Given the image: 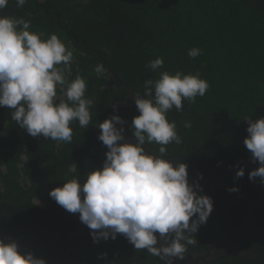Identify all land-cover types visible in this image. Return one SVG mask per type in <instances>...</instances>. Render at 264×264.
<instances>
[{
  "label": "trees",
  "instance_id": "1",
  "mask_svg": "<svg viewBox=\"0 0 264 264\" xmlns=\"http://www.w3.org/2000/svg\"><path fill=\"white\" fill-rule=\"evenodd\" d=\"M0 15L30 21L29 31L44 39L55 34L72 51L55 103L67 101V84L78 75L86 81L85 98L93 100L90 124L71 122V142L33 137L12 119L14 109L0 107V236L29 241L21 251L48 262L83 224L49 192L73 178L83 184L103 166L108 149L98 139L99 123L125 101V91L147 98L146 80L155 82L165 71L199 73L209 84L205 94L182 99V110L173 106L166 114L188 135L182 149L166 154L179 156L189 183L213 201L207 221L188 238L200 248L216 237L228 250L210 264H264V182L249 179L259 163L244 144L246 118L264 117V0H27L22 7L8 0ZM192 48L200 49L195 58L188 55ZM158 57L163 65L152 70ZM98 64L105 69L100 76ZM124 114L132 134L136 105ZM241 167L244 176L237 178ZM233 187L238 190L229 191ZM182 243L188 252L191 244ZM74 252L72 264H162L122 234L99 242L91 235Z\"/></svg>",
  "mask_w": 264,
  "mask_h": 264
},
{
  "label": "clouds",
  "instance_id": "2",
  "mask_svg": "<svg viewBox=\"0 0 264 264\" xmlns=\"http://www.w3.org/2000/svg\"><path fill=\"white\" fill-rule=\"evenodd\" d=\"M26 2L16 0L18 7ZM7 3L8 0H0V9ZM29 29L30 21L0 15V107L14 109L12 119L33 137L71 142V122L78 121L86 128L91 121L89 109L93 100L85 98L86 81L78 75L67 84V101L55 103L57 85L66 83L65 73L70 71L73 53L57 35L44 39ZM199 54L198 48L188 51L193 58ZM61 64L63 68L57 67ZM162 65L163 59L158 57L149 67L156 70ZM94 71L102 75L103 64ZM144 86L147 98L134 94L139 115L133 117L130 128L135 141L125 138V121L119 115L105 118L98 125V139L108 149L103 166L90 171L83 184L73 178L51 189L49 196L69 213H79L94 242L122 234L135 249H146L161 259L168 258L166 264H173L171 258L183 259L186 246L182 241L194 243L188 234L197 232L199 225L207 221L213 201L189 183L185 162L173 163L164 158V145L181 143L176 122H169L166 114L173 106L182 110V99L194 102L197 95L203 96L209 84L199 73L165 71L155 82L146 80ZM246 119L248 135L244 144L253 162L259 163L249 172V179L259 177L264 182V117ZM153 142L161 145V155L146 150L145 144ZM70 171L77 169L72 167ZM235 175L243 177V167ZM194 216L196 219H191ZM0 264L47 261L31 251L21 252L15 240L6 243L0 238Z\"/></svg>",
  "mask_w": 264,
  "mask_h": 264
},
{
  "label": "flooded vegetation",
  "instance_id": "3",
  "mask_svg": "<svg viewBox=\"0 0 264 264\" xmlns=\"http://www.w3.org/2000/svg\"><path fill=\"white\" fill-rule=\"evenodd\" d=\"M130 93H128V91H125V101H119V105L120 107L115 106L112 109V112L110 113L109 117H111L114 114L119 115L124 121V136L127 140L134 142L135 141V137L133 136V134L130 133L129 129H128V120L126 115L124 114L125 110L130 107V106H134L135 102L131 99ZM124 110V111H123ZM121 125H117V127H120ZM118 143H122L118 142ZM159 146V145H158ZM158 146H153L151 144H145V148L147 151L152 152L156 155H161L159 153V148H157ZM164 158L166 159H171L173 161V163H175L176 161L180 160L179 156H168L166 153L163 154ZM74 231V230H73ZM70 234V233H69ZM158 239H159V234L157 233ZM0 238H3L4 241L7 243L10 240H15L17 242V244L19 245V250L21 251V245L22 243H24L25 245H28L27 240H22V238H19L18 236H14V237H9L8 235H3L0 236ZM128 240V239H127ZM160 243H164L163 241H160ZM158 247L160 246L159 244L157 245ZM61 247H59L56 251H58ZM190 250L187 252V250L183 253V259L180 258H171L173 260V264H193V262H200L203 264H210L212 259L216 258L218 255H220V253L223 252H227L228 250L221 244L218 243V240L216 237H209L206 239V241L204 242V246L200 247V248H194L193 247V243L191 244V246L189 247ZM55 251V252H56ZM22 252V251H21ZM54 252V253H55ZM74 250L63 254L62 257L59 260L58 264H72L73 263V258L75 256V252ZM235 254H241L240 252H236ZM51 257V256H50ZM160 258V257H159ZM50 259V258H49ZM161 259V258H160ZM166 259H161L162 260V264H166ZM48 264V262H47Z\"/></svg>",
  "mask_w": 264,
  "mask_h": 264
},
{
  "label": "water",
  "instance_id": "4",
  "mask_svg": "<svg viewBox=\"0 0 264 264\" xmlns=\"http://www.w3.org/2000/svg\"><path fill=\"white\" fill-rule=\"evenodd\" d=\"M91 236V230L82 224L66 236L63 246L48 260V264H58L63 254L76 250L86 239Z\"/></svg>",
  "mask_w": 264,
  "mask_h": 264
},
{
  "label": "rangeland",
  "instance_id": "5",
  "mask_svg": "<svg viewBox=\"0 0 264 264\" xmlns=\"http://www.w3.org/2000/svg\"><path fill=\"white\" fill-rule=\"evenodd\" d=\"M177 134L181 138V143L177 144L175 141H173V142L169 143L168 145H164V147L167 150H170V151H172V149H174V150H177V149L180 150L187 143L188 135L182 136L181 132H179V131H177ZM154 143H156V142H154ZM156 144L157 145H160L158 143H156Z\"/></svg>",
  "mask_w": 264,
  "mask_h": 264
}]
</instances>
